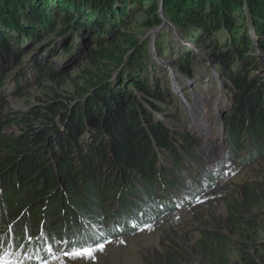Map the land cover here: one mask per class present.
<instances>
[{"label":"trees","instance_id":"trees-1","mask_svg":"<svg viewBox=\"0 0 264 264\" xmlns=\"http://www.w3.org/2000/svg\"><path fill=\"white\" fill-rule=\"evenodd\" d=\"M53 2L57 5L47 0H0V58L3 59L0 63V103L4 106L3 89L8 79L6 66H22L26 59L20 53L22 46L44 43L46 32L56 33L60 25L67 29L75 25L76 31L72 34L80 32L81 39L87 38L89 46L85 58L90 66L77 77V82L82 84L79 89L83 92L80 97L83 99L76 101L59 93L56 86L60 88L68 80L73 82V78L67 72L47 70L46 64L39 63L37 58L34 61L39 78L48 72L46 80L50 86L47 87V98L27 113L1 117L2 121L5 119L9 123L2 124L0 121V201L12 211L19 210L23 204L22 215L30 217L38 214L40 218L41 203L48 202L47 207L50 202H56L63 207L64 193L75 212L56 207L46 215L44 211L47 225L55 215H59V221L68 216L71 223L84 216L99 227L105 221L101 218L102 213L115 209L107 223L111 220L128 221L130 226L138 227L143 223V213L130 216L133 211L126 198L135 201L140 198L150 203L162 197L158 194L159 187L152 182L153 178H157V184L160 182L154 172L159 158L155 149H163L172 156L174 148L172 137L169 138L172 133L160 123H155V119L135 102L132 94L143 96L148 105L169 102L161 94H156L158 91H151L147 84L135 78L132 79L131 94L126 91L128 85L125 83L117 92V88L114 90L110 83L104 84L114 66L122 63L127 54L122 47L139 46L135 33L126 30L127 23L123 21L128 16L125 7L133 4L140 6L147 2L149 18L155 25L161 23L158 10H162L165 18L184 36L195 30L201 33L198 41L202 46L208 48L211 44L210 55L214 62L211 61V64L219 72L230 103V112L225 117L227 155L231 159L243 150L245 156L252 159L260 151L264 152V73L255 74L259 68L252 65L255 48L264 50V0ZM76 13L80 16L79 20ZM248 24L252 26L253 35H248ZM218 34L226 40L225 45L217 41ZM207 36L209 39L206 40ZM72 44L73 40L69 39L65 48H72ZM182 56L186 57L182 60L189 65L186 67L179 60L176 66L182 75L191 76L193 55L189 51ZM235 60L244 61V65L235 70ZM43 83L40 81L38 84ZM165 94L171 99L167 91ZM18 95L23 98V94ZM67 101L72 102L71 105ZM153 109L157 114L160 112L157 106ZM13 126L16 131L6 132ZM183 139L187 140L188 136ZM173 157L178 158L177 155ZM132 172L137 182L124 192L128 196L119 197L104 206L101 201L110 193L121 195L117 190L122 184L117 183L125 180L129 183ZM176 173L174 170L171 176L175 177ZM152 206L158 210L160 204ZM26 226L27 223L24 224ZM43 229L49 232L45 226ZM22 231L23 228H20L15 237ZM202 237H207L205 249L211 254L220 253L222 249L219 245L224 238H220L218 232H204ZM259 259L263 260L264 254ZM243 263L257 264L249 255Z\"/></svg>","mask_w":264,"mask_h":264},{"label":"rangeland","instance_id":"rangeland-1","mask_svg":"<svg viewBox=\"0 0 264 264\" xmlns=\"http://www.w3.org/2000/svg\"><path fill=\"white\" fill-rule=\"evenodd\" d=\"M47 1L54 6L57 5L53 2L54 0ZM140 6L133 4L125 7L128 16L123 20L127 23L126 30H132L136 39L140 41L139 46L137 48L122 47V49H126L127 54L123 55L122 63L114 66L104 84L110 83L114 90L117 88L115 90L117 92L122 88V83H125L128 85L126 91L131 94L132 79L135 78L147 84L151 91H158L156 94H161L164 99H167L168 104L148 105L143 96L138 93L132 94L135 102L155 119V123H160L168 132L172 133L169 138L172 137L170 140L174 153L171 156L163 149L159 151L158 155L160 156L156 169H154L155 175L164 173L167 176L171 170H179V179L183 184L180 191L189 195V198L179 199L176 192H173L171 202L164 188L157 184V178H153L154 185L160 188L158 194L167 201V205L162 207V213L156 215L151 213L147 209V202L140 198L136 201L126 198L130 209L135 213L134 215L131 212L130 216L136 217L145 210L143 223L136 228L125 222L122 225L115 224L113 226L114 235L109 232L107 224L112 210H105L102 213L101 218L105 221L102 226L97 228H92V223L84 216L79 217L81 222L79 224L66 220L68 227L87 226L90 230L83 232V238L88 239L91 244L96 240L104 242V250L96 251L93 260L73 261L69 260L64 253L75 248V243L65 245L66 248L62 251L63 242L56 240L52 243V256L42 264H244L247 255L257 264H264V259H259L264 254V190H262L264 186V152L260 151L257 156L249 159L242 150L228 162L221 157L220 134L212 138V133H210L208 140H204L192 130L188 120L190 116L183 106L187 101L207 113V118L203 123H211L212 115L215 112L218 114L221 126L226 127L225 117L230 112V103L227 104V100L220 112L214 111L215 98H220V95L217 96V88L224 83L216 67L211 64L212 46L210 44L207 48L200 44L198 40L201 33L198 31L190 30L189 35L184 36L165 18L162 10H158V18L161 23L155 25L156 23L154 24L153 20L149 18L148 3L143 2ZM76 18L77 20L80 18L78 13H76ZM75 27L74 25L72 29H67L66 26L60 25L56 33L46 32L44 43L33 46L30 43L21 47L20 53L24 59L26 58V62L24 61L23 65L18 67L13 64H10V67L6 66L8 79L3 89L6 105L0 103V121L3 120L1 117H8L12 113H27L30 109L40 106V101L47 98V87L50 86V82L46 80L48 72L39 78L38 68L34 61L37 58L39 63L46 64L47 70L67 72L73 78V82L68 80L60 88L56 86L59 93L65 97L71 96L76 101L83 99L80 98L83 92L79 89L82 84L77 82V77L80 76L82 70L90 66L85 58L89 46L87 38L81 39L80 32L72 34L76 31ZM248 30L249 35L254 34L250 24H248ZM217 36V41L221 45H225L226 40L220 34ZM69 39L73 40V44L72 48L67 49L65 45L68 44ZM205 39H209V36ZM189 51L193 55L191 59L194 66L192 75L186 77L180 73L176 65L179 60L186 67L189 65L182 60L186 57H181L182 53ZM257 53L261 57H258ZM252 57H254L252 65L254 68H259L255 74L264 73V50L255 48ZM2 61L3 59L0 58V63ZM212 63L214 62L212 61ZM243 65L244 61L235 60L234 68L237 70ZM168 66L178 73L176 77L187 78L193 83L192 87H187L181 82L182 95L180 98L183 104L178 99L166 97L165 93L169 90L167 73L171 74ZM214 71L218 73V77L206 82L205 80ZM169 77L168 79H170ZM40 81L44 83L39 85ZM224 92L227 93L225 90ZM18 94H23V98H19ZM71 103L69 104L71 105ZM154 106L160 109L158 114L153 109ZM3 123H9V121L4 119ZM12 129L17 130L13 126L7 128L6 132L12 131ZM185 136H188L187 140L183 139ZM190 138H192L191 143ZM175 155L178 156L177 159L173 157ZM207 166H211L212 175H207L204 181L203 179H199V181L193 171L201 174V171L205 170ZM129 179V183L126 180L117 183L122 184L123 187L121 190H117L121 192L120 196H117L116 192L110 193L101 203L107 206L109 202L117 200L119 197L128 196L124 192L135 184L137 177L132 174ZM167 183L171 184L169 179ZM193 187L198 191L196 194L192 192ZM86 200L91 201V198L86 197ZM156 201L160 203L161 199H156ZM47 203H41L40 218L38 214H33L29 218L23 217L21 214L23 204L19 210L14 211L8 206H0V231L10 228L9 224L11 223L17 232L27 222L30 227H33V236L37 235L42 226L47 227L43 216ZM89 205L93 206L92 202H89ZM49 206L73 212L70 207H61L56 202H50ZM74 216L76 217V215ZM235 217H237L236 221H234ZM57 219L58 216L54 221ZM62 223L56 225L59 231L67 229V226ZM117 226L122 228V232H116ZM209 231L218 232L220 238H224L219 245L222 249L219 254H211L208 249L204 248L207 237H202V233ZM212 243L217 245L215 242Z\"/></svg>","mask_w":264,"mask_h":264},{"label":"bare ground","instance_id":"bare-ground-1","mask_svg":"<svg viewBox=\"0 0 264 264\" xmlns=\"http://www.w3.org/2000/svg\"><path fill=\"white\" fill-rule=\"evenodd\" d=\"M249 35V34H248ZM193 49V48H192ZM168 77L170 75H172L171 77H169L170 79H167L169 84V91H167L170 94V98L173 99H180L177 95V89L176 86H180L181 88V82L184 83V85H186L187 87H192L193 83L188 82L186 79H180L178 77H176L175 74H169V72L167 73ZM180 79V80H178ZM209 80H211V77L209 76V78H207L205 81L208 82ZM218 96V94H217ZM204 98V97H202ZM205 99V98H204ZM181 100V99H180ZM226 100L228 102V97L225 96H221L219 99L216 97L215 98V109L214 111L220 112L222 106L226 103ZM182 102V100H181ZM183 104V102H182ZM183 106L185 107L188 116H190L189 123L191 124V128L192 130L198 134L199 136H201L204 140H208V138L210 137V133H212V138L217 137L219 134L221 135L220 138V143L224 148L223 151V156L221 155V157L223 158V160H227L228 161V156H227V152H226V141H227V136H226V130L223 128V126H221L219 120H218V114H216L214 112L213 116V120L211 123H203L207 117V113L202 112V110L200 108H198L196 105H193V103H190L187 101L186 104H183ZM186 168H190V167H186ZM205 174L209 175L211 174V166H207L205 172ZM205 176L200 177L198 176V179H203ZM171 180L173 183H177L179 187H182L183 184L180 182L179 179V172L176 173L175 177L171 176ZM162 198V197H161ZM53 209V207H49V205L46 207L45 209V215L48 213L49 210ZM112 220L109 222L111 223ZM85 231V230H84ZM43 232L45 233V235L47 236V238L49 240L52 239H69V238H82V241L79 242L77 244V246L79 247L81 244H91L88 239H84L83 236H81V233L77 230H71V229H67L64 232L61 233H55L53 231H49L46 232L43 229ZM32 233V232H31ZM38 240L35 242L37 243Z\"/></svg>","mask_w":264,"mask_h":264},{"label":"snow or ice","instance_id":"snow-or-ice-1","mask_svg":"<svg viewBox=\"0 0 264 264\" xmlns=\"http://www.w3.org/2000/svg\"><path fill=\"white\" fill-rule=\"evenodd\" d=\"M104 242H93V244H81L70 251H66L64 255L69 260H93L96 251H103Z\"/></svg>","mask_w":264,"mask_h":264},{"label":"water","instance_id":"water-1","mask_svg":"<svg viewBox=\"0 0 264 264\" xmlns=\"http://www.w3.org/2000/svg\"><path fill=\"white\" fill-rule=\"evenodd\" d=\"M160 2H161V0H160ZM160 7H161V5H160ZM29 59H30V58H29ZM29 59H28V60H29ZM25 62H26V61H25Z\"/></svg>","mask_w":264,"mask_h":264}]
</instances>
